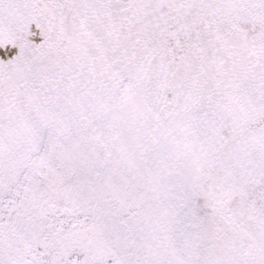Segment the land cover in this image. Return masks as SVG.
<instances>
[{"label": "snow or ice", "instance_id": "6c2138e0", "mask_svg": "<svg viewBox=\"0 0 264 264\" xmlns=\"http://www.w3.org/2000/svg\"><path fill=\"white\" fill-rule=\"evenodd\" d=\"M0 264H264V0H0Z\"/></svg>", "mask_w": 264, "mask_h": 264}, {"label": "water", "instance_id": "95a60500", "mask_svg": "<svg viewBox=\"0 0 264 264\" xmlns=\"http://www.w3.org/2000/svg\"><path fill=\"white\" fill-rule=\"evenodd\" d=\"M0 55H2V53H0Z\"/></svg>", "mask_w": 264, "mask_h": 264}]
</instances>
